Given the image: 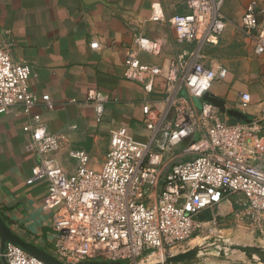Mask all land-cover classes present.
Listing matches in <instances>:
<instances>
[{
	"label": "built area",
	"instance_id": "obj_1",
	"mask_svg": "<svg viewBox=\"0 0 264 264\" xmlns=\"http://www.w3.org/2000/svg\"><path fill=\"white\" fill-rule=\"evenodd\" d=\"M187 5L189 14L173 16L170 24L179 42L195 43L196 48L170 63L164 111L143 108L144 143L112 136L98 171L88 167L85 152L72 151L69 155L78 167L67 175L45 157L63 148L64 137L50 133L38 116L35 128H25L41 157L28 182L46 183L43 209L52 213L55 258L63 264H140L143 255L164 253L191 239L203 226L200 213L238 195L245 199L246 216L264 228L260 127L253 121L227 123L216 108L201 100L228 74L221 64L207 65L204 52L219 44L224 18L215 0H189ZM241 27L254 36L255 53L263 55L264 23H258L256 3L245 8ZM12 49V43H0V114L18 108L29 113L36 103L28 85L31 70L13 61ZM161 52L159 42L134 35L124 59V78L151 92L162 70L142 63L139 54L158 57ZM240 100V109L246 108L250 96L241 93ZM43 101L52 108L48 96ZM87 102L100 120L104 98L90 90ZM176 149L181 150L173 153ZM0 264L44 263L13 244L2 245L0 239Z\"/></svg>",
	"mask_w": 264,
	"mask_h": 264
},
{
	"label": "crops",
	"instance_id": "obj_2",
	"mask_svg": "<svg viewBox=\"0 0 264 264\" xmlns=\"http://www.w3.org/2000/svg\"><path fill=\"white\" fill-rule=\"evenodd\" d=\"M188 1L0 0V43H12L13 61L30 67L29 91L36 98L29 113L18 108L0 114V220L10 233L55 258L52 213L43 209L46 183L28 182L41 157L35 153L25 128H35L34 117L38 116L50 133L64 137L63 148L45 157L53 159L67 175L74 174L78 167L69 155L72 151L85 152L88 167L98 171L112 136L144 143L147 131L141 122L143 108L164 111L165 76L170 63L196 48L195 43L179 42L170 24L173 16L189 14ZM252 2L256 3L258 23H264V0H216L225 29L219 44L204 52L207 65L221 64L228 71L226 79L216 82L210 93L224 100L227 109L236 110L241 107L240 94H248L247 117L261 122L264 54L255 53L254 36L245 34L241 27L245 8ZM134 35L162 46L158 57L139 54L142 63L162 70L151 92L124 78V59ZM92 43L98 47L91 48ZM90 90L105 100L100 120L87 102ZM45 96L51 109L43 101ZM259 136L264 142V127ZM238 199L230 197L220 206L203 211L198 221L204 226L231 213L230 219L240 226L250 220L256 222L249 217L242 222L235 214L243 210ZM184 264L262 263L235 253H198Z\"/></svg>",
	"mask_w": 264,
	"mask_h": 264
},
{
	"label": "rangeland",
	"instance_id": "obj_3",
	"mask_svg": "<svg viewBox=\"0 0 264 264\" xmlns=\"http://www.w3.org/2000/svg\"><path fill=\"white\" fill-rule=\"evenodd\" d=\"M238 110L248 116L247 108H241ZM223 116L224 117L222 118V120L227 123H232L234 120L232 118H229L227 115ZM253 122L258 124L261 133L264 127V121L262 120L261 122H257L255 120ZM180 150L181 149H176L173 153H178ZM234 197L239 198L237 200L238 205L242 204L241 208L243 210L238 211L235 214L238 215L241 221L243 222V220L247 219L248 217L246 216V214H242L246 210V207L244 206L245 199L241 195ZM222 203H220L219 206ZM212 208L214 209V207ZM210 209H207L205 211H208ZM230 217L231 213L224 216V218L222 219H217L216 221L210 224L202 226L199 232L194 235L191 239L183 243L175 244L170 249L166 250L164 253L162 251H156L154 253L152 252L147 255H143V257H141L138 263L140 262V264H161L162 262H166V259L169 256L182 254L183 252L189 251L191 249H197V254L199 253V256L205 253L227 256L233 253L243 255L238 251L230 250L229 247L232 245L256 246L260 247L261 249H264V228H262L256 222H253L251 220L249 224L244 223L240 226L238 222L236 223L235 221H232ZM57 260L59 261V259Z\"/></svg>",
	"mask_w": 264,
	"mask_h": 264
},
{
	"label": "water",
	"instance_id": "obj_4",
	"mask_svg": "<svg viewBox=\"0 0 264 264\" xmlns=\"http://www.w3.org/2000/svg\"><path fill=\"white\" fill-rule=\"evenodd\" d=\"M201 100L203 102L211 104L214 108L218 110V112L221 115H227L229 118H232L236 121H241L245 123L251 122V120L248 119L247 115H245L241 111L236 109H227L225 105V101L219 97L214 96L211 93H206ZM0 239L2 245H4L5 243L13 244L14 246L20 248L26 254L33 256L38 260L42 261L44 264H63L59 262L57 259L50 256L49 254L39 250L38 248L34 247L31 244L22 241L21 239L10 233V231L5 227V225L2 223L1 220H0ZM230 249L234 251H239L245 257L248 258L256 257L260 263L264 264V250L259 247L233 245L230 247ZM196 254H197V249H192L182 254L169 256L166 259V263L168 264L184 263L192 260L196 256ZM82 264H121V263L92 262V263H82Z\"/></svg>",
	"mask_w": 264,
	"mask_h": 264
},
{
	"label": "bare ground",
	"instance_id": "obj_5",
	"mask_svg": "<svg viewBox=\"0 0 264 264\" xmlns=\"http://www.w3.org/2000/svg\"><path fill=\"white\" fill-rule=\"evenodd\" d=\"M233 246V245H232ZM231 247V246H230ZM230 247H229V249H230ZM231 250V249H230ZM239 252V251H238Z\"/></svg>",
	"mask_w": 264,
	"mask_h": 264
}]
</instances>
